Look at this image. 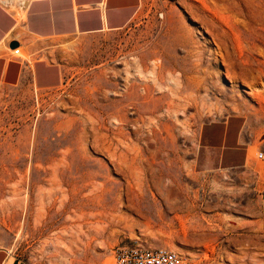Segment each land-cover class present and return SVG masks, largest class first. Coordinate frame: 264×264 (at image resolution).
Instances as JSON below:
<instances>
[{"label": "rangeland", "instance_id": "374dc122", "mask_svg": "<svg viewBox=\"0 0 264 264\" xmlns=\"http://www.w3.org/2000/svg\"><path fill=\"white\" fill-rule=\"evenodd\" d=\"M61 48V84L0 100L6 264H113L128 243L264 264V0H141L121 30ZM232 113L257 127L245 186L193 163L201 125Z\"/></svg>", "mask_w": 264, "mask_h": 264}, {"label": "crops", "instance_id": "0c3cea01", "mask_svg": "<svg viewBox=\"0 0 264 264\" xmlns=\"http://www.w3.org/2000/svg\"><path fill=\"white\" fill-rule=\"evenodd\" d=\"M140 4L141 0H27L16 12L0 1V100L9 90L61 84L64 70L56 57L62 43L73 36L121 30ZM13 48H18V56L12 55ZM257 141L256 125L241 114L209 120L199 128L193 163L209 171L208 177L216 171L232 172L245 186L255 176L249 154ZM7 259L8 253L0 248V264Z\"/></svg>", "mask_w": 264, "mask_h": 264}, {"label": "built area", "instance_id": "2783aa9c", "mask_svg": "<svg viewBox=\"0 0 264 264\" xmlns=\"http://www.w3.org/2000/svg\"><path fill=\"white\" fill-rule=\"evenodd\" d=\"M12 55L18 56V48L11 50ZM256 159H264V147L257 149ZM264 196V188L262 189ZM113 264H189L187 258L180 253L162 246L147 247L138 243L120 244L112 251Z\"/></svg>", "mask_w": 264, "mask_h": 264}, {"label": "bare ground", "instance_id": "6f19581e", "mask_svg": "<svg viewBox=\"0 0 264 264\" xmlns=\"http://www.w3.org/2000/svg\"><path fill=\"white\" fill-rule=\"evenodd\" d=\"M1 1L4 2V0H1ZM26 1H27V0H16L15 2H16V3H19V5H20L19 7L22 8V7L24 6V4L26 3ZM6 2H7V0H6ZM138 72H139V71H138ZM150 75H151V74H150ZM191 78H192V77H191ZM196 83H197V81H196ZM154 84H155V83H154ZM130 86H131V85H130ZM149 87H150V86H149ZM156 88H157V87H156ZM162 88H163V87H162ZM162 88H161V89H162ZM157 89H158V88H157ZM161 89H160V90H161ZM126 90H127V89H126ZM168 90H169V89H168ZM129 91H130V90H129ZM156 91H157V90H156ZM161 92H162V90H161ZM169 92H170V91H169ZM122 93H123V92H122ZM131 93H132V92H131ZM173 93H174V92H173ZM173 93H172V94H173ZM123 94H124V93H123ZM158 94H159V93H158ZM124 95H125V94H124ZM128 95H129V94H128ZM133 95H134V94H133ZM152 96H153V95H152ZM159 97H160V96H159ZM159 97H157V98H159ZM168 97H169V96H168ZM149 98H150V97H149ZM155 98H156V97H155ZM130 99H131V98H130ZM134 99H135V98H134ZM201 99H202V98H201ZM155 100H156V99H155ZM167 100H169V99H167ZM171 100H172V99H171ZM203 100H204V99H203ZM127 101H128V100H127ZM150 101H152V100H150ZM129 102H130V101H129ZM129 102H128V104H129ZM136 102H138V101H136ZM144 102H145V101H144ZM172 102H173V101H172ZM175 102H176V101H175ZM147 103H149V102H147ZM166 103H167V102H166ZM166 103H165V104H166ZM169 103H170V101H169ZM184 103H185V102H184ZM173 104H174V103H173ZM133 105H134V104H133ZM130 106H131V105H130ZM147 106H148V105H147ZM172 106H173V105H172ZM133 107H134V106H133ZM133 107H132V108H133ZM141 107H142V106H141ZM144 107H145V106H144ZM163 107H164V106H163ZM167 107H169V106H167ZM170 107H171V106H170ZM145 108H146V107H145ZM165 108H166V107H165ZM166 109H168V108H166ZM169 109H170V108H169ZM175 109H176V108H175ZM132 110H133V109H132ZM139 110H140V109H139ZM167 111H168V110H167ZM176 111H177V110H176ZM123 112H124V111H123ZM149 112H150V111H149ZM149 112H148V114H149ZM168 112H169V111H168ZM150 113H151V112H150ZM164 113H165V112H164ZM164 113H163V114H164ZM172 113H173V111H172ZM150 115H151V114H150ZM115 116H116V115H115ZM116 117H117V116H116ZM118 117H119V116H118ZM136 117H138V116H136ZM136 117H135V118H136ZM162 117H165V116H162ZM162 117H161V118H162ZM172 117H173V116H172ZM174 117H175V116H174ZM111 118H112V117H111ZM113 118H114V117H113ZM124 118H125V117H124ZM126 118H127V116H126ZM141 118H142V116H141ZM145 118H146V117H145ZM168 118H169V117H168ZM129 119H130V118H129ZM137 120H138V119H137ZM141 120H142V119H141ZM145 120H146V119H145ZM150 120H151V119H150ZM111 121H112V119H111ZM114 121H115V120H114ZM119 121H120V120H119ZM121 121H122V120H121ZM167 121H168V120H167ZM115 122H116V121H115ZM126 122H128V121H126ZM126 122H125V123H126ZM138 122H139V121H138ZM154 122H157V120H155ZM123 123H124V122H123ZM133 123H134V122H133ZM136 123H137V122H136ZM149 123H150V122H149ZM149 123H148V125H149ZM113 124H114V123H113ZM127 124H128V123H127ZM127 124H126V125H127ZM129 124H131V123H129ZM139 124H140V123H139ZM143 124H144V123H143ZM155 124H156V123H155ZM111 125H112V124H111ZM123 125H124V124H123ZM123 125H122V126H123ZM140 125H141V124H140ZM140 125H139V126H140ZM156 125H157V124H156ZM118 126H119V125H118ZM118 126H116V127H118ZM141 126H142V125H141ZM145 126H146V125H145ZM151 126H152V124H151ZM129 127H130V126H129ZM146 127H147V126H146ZM96 129H97V128H96ZM113 129H114V128H113ZM124 129H126V127H125ZM138 129H139V128H138ZM156 129H157V128H156ZM126 130H127V129H126ZM128 130H129V129H128ZM132 130H133V129H132ZM150 130H151V129H150ZM97 131H98V130H97ZM134 131H135V130H134ZM138 131H139V130H138ZM115 132H116V131H115ZM128 132H129V131H128ZM139 132H140V131H139ZM150 132H151V131H150ZM112 134H113V133H112ZM116 134L118 135L119 133H116ZM141 134H142V132H141ZM137 135H138V134H137ZM94 136H96V133L94 134ZM139 136H140V135H139ZM112 138H113V137H112ZM115 138H116V136H115ZM118 138H119V137H118ZM120 138H121V137H120ZM146 138H147V137H146ZM116 139H117V138H116ZM123 139H124V138H123ZM127 139H128V138H127ZM141 139H142V138H141ZM97 140H98V139H97ZM116 141H118V143H119V140H116ZM149 141H150V140H149ZM124 144H125V143H124ZM120 145H121V143H120ZM125 145H126V144H125ZM107 146H108V145H107ZM108 147H109V146H108ZM108 147H106V148H108ZM114 147H115V146H114ZM114 147H113V148H114ZM125 147H127V145H126ZM121 149H122V148H121ZM126 149H127V148H126ZM126 149H125V150H126ZM126 151H128V149H127ZM124 152H125V151H124ZM121 154L124 155L123 153H121ZM121 154H120V156H121ZM124 156H125V155H124ZM139 160H141V158H140ZM122 161H123V160H122ZM141 161H142V160H141ZM136 163H137V160H136ZM120 164H121V163H120ZM129 164H130V162H129ZM131 164H132V163H131ZM131 164H130V165H131ZM149 164H150V163H149ZM149 164H148V165H149ZM127 165H128V164H127ZM130 165H129V166H130ZM138 165H139V164H138ZM150 165H151V164H150ZM150 165H149V166H150ZM132 166H133V165H132ZM142 166H143V165H142ZM124 167H125V166H124ZM151 167H152V166H150V168H151ZM137 168H138V167H137ZM146 169H148V168H146ZM146 169H145V170H146ZM129 170H130V169H129ZM141 171H142V170H141ZM148 171H149V170H148ZM150 171H151V169H150ZM151 172H152V171H151ZM151 172H150V174H151ZM142 173H143V172H142ZM142 173H140V174H142ZM129 174H130V173H129ZM154 174H155V172H154ZM136 175H137V174H136ZM142 175H143V174H142ZM151 175H152V174H151ZM151 175H150V176H151ZM128 177H130V176H128ZM131 177H132V176H131ZM151 177H152V176H151ZM151 177H150V178H151ZM132 178H133V177H132ZM152 178H153V177H152ZM152 178H151V179H152ZM130 180H131V178H130ZM152 180H153V179H152ZM92 227H93V226H91V230H92ZM94 230H95V228H94ZM91 232H92V231H91ZM73 243H74V242H73Z\"/></svg>", "mask_w": 264, "mask_h": 264}, {"label": "water", "instance_id": "95a60500", "mask_svg": "<svg viewBox=\"0 0 264 264\" xmlns=\"http://www.w3.org/2000/svg\"><path fill=\"white\" fill-rule=\"evenodd\" d=\"M11 46H13L14 45V43H12V44H10Z\"/></svg>", "mask_w": 264, "mask_h": 264}]
</instances>
